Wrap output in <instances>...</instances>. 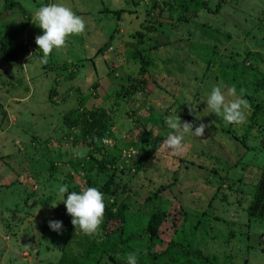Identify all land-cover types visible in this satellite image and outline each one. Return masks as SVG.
<instances>
[{"label": "rangeland", "instance_id": "374dc122", "mask_svg": "<svg viewBox=\"0 0 264 264\" xmlns=\"http://www.w3.org/2000/svg\"><path fill=\"white\" fill-rule=\"evenodd\" d=\"M18 1L32 19L41 5L53 2ZM218 1H212L213 7ZM62 2L83 19L81 33L69 36L65 46L54 49L41 64L35 37L42 29L31 21L10 44L27 43L21 58L15 63L0 60V264H56L63 253L84 249L89 237L103 238L98 229L91 235L78 232L58 202L59 188L82 189L93 165L77 128L70 130L63 118L81 99L85 108L113 109L118 102L111 146L118 149L114 153L119 167L113 184L120 185L104 197L127 203L131 231L141 233L151 211L168 209L155 249L165 248L177 226H183L177 242L202 249L218 264H264V222L250 218L253 189L239 182L241 174L248 182L260 175L256 165L264 157V110L253 120L251 116L255 105H264V86L254 93L251 89V96L241 95L221 78L227 61L218 64L219 58L235 59L248 66L247 79L262 81L264 0H227L221 10L201 13L191 22L171 17L167 7L163 12L153 9L154 0ZM22 22L19 10L4 9L0 0V39ZM202 23L218 30L215 55L210 54L213 48H205L210 42ZM140 30L146 32L143 40L137 35ZM135 50L152 60L146 75L141 58L132 56ZM143 78L142 90L126 98L116 95ZM214 85L235 89L228 99L243 101L240 123L229 124L208 113L202 100ZM170 114L193 127L205 124L203 135L185 136L179 152L169 150L161 142L169 132L163 121ZM144 125L152 133L147 143L141 139ZM74 149L84 155L74 156ZM146 149L151 155L137 171ZM245 160L255 166H246L240 174L235 170L234 179L225 180V170ZM109 174L93 169L90 176L102 185ZM50 219L63 222L59 233L50 230ZM147 242V237L132 241V249L125 248L118 259L135 254L133 249L144 250ZM100 253L99 264H117L107 251Z\"/></svg>", "mask_w": 264, "mask_h": 264}, {"label": "trees", "instance_id": "16d2710c", "mask_svg": "<svg viewBox=\"0 0 264 264\" xmlns=\"http://www.w3.org/2000/svg\"><path fill=\"white\" fill-rule=\"evenodd\" d=\"M141 1V0H137ZM213 0H164L162 6L159 4V0H154L153 9L158 7L161 12L165 10V7L168 8L171 17H175L178 21L191 22L199 17L201 13H216L217 10H221L223 4L227 0H219L215 7L212 5ZM17 8V11L22 14L24 22L19 26L9 29L0 39V60L6 61L8 63H15L21 58V53L24 48L27 46V43L23 40L16 42L14 47H11V43L16 40L21 34L24 33L26 28L32 21V16L28 10L22 5L18 0H4V9H14ZM160 12V11H159ZM118 13V11H117ZM4 25V24H3ZM201 28L204 35L207 37L208 43L205 45V48L211 49V55H215L218 52L215 50L217 46V37L218 30H213L209 27V24L202 23ZM147 30H154L153 27H147ZM140 39L143 40L146 32L138 31ZM140 42V41H139ZM160 47V46H157ZM157 47L151 48L153 51L158 50ZM132 56L135 58H141L142 67L141 71L143 75H146L148 69L152 64V60L144 57L137 50L132 51ZM148 57V56H147ZM229 58V57H228ZM226 58H219L218 64L227 61L224 64L223 69H221V78L226 79L230 85H235L236 90L242 95L251 96L252 93L259 91L258 89L261 86H264V77L261 80H258L254 76L250 79H247L248 66L239 63L237 60H231ZM146 73V74H145ZM137 83H133L131 87L125 88L122 91H118L116 95L121 96H130L134 94L137 90L143 89L142 86L145 84L146 79H137ZM78 105L71 110L66 111L64 114V122L70 130L77 128V134L80 138L82 144L87 147L88 155L91 156V161L93 162L92 169H88L86 174V181L82 188L85 187H97L103 194L111 193L115 190H118V185L113 184V177L119 172L118 167V156L115 155L118 149L112 145L111 139H116L114 136V131L112 130V121L117 112L118 102L113 104V109H106L102 106L96 108H85L84 101L81 99L78 101ZM252 105V104H251ZM262 107V109H260ZM264 110V105H255L251 119L253 120L258 115H262ZM190 118V115L187 116ZM194 124V123H193ZM253 125V124H252ZM144 133L141 135V139L144 142H150L152 139L151 130L146 129L145 125L143 127ZM248 132V129H247ZM118 140V139H117ZM108 141V142H107ZM262 153L264 156V143L261 142ZM158 147V144L154 145ZM151 151V150H149ZM146 149L145 155L139 165H136V170L141 171L143 165L148 161L151 152ZM235 167H228L225 172L229 180L234 179L233 171L245 169L248 165H253L251 160H245L243 164L239 162ZM75 165V164H74ZM72 165V166H74ZM255 166V165H253ZM260 166V175L256 182H248L246 179L240 175L239 182L250 183V186L253 189V198L248 207V214L251 219L255 221L264 222V157L263 162ZM96 169L98 172L105 173L110 172L108 182L99 185L94 176H90V173ZM79 186L70 188L69 191H79ZM158 193L154 195L157 196ZM129 208L126 202H119L114 200L113 202L105 201V211L103 215V220L98 227L100 234L103 236L101 240L97 238L89 237L87 246L84 249L78 250V252H73L69 250L68 253H63L60 260L56 264H99L100 252L107 251L110 258H113L117 264H125V260H119L117 255L125 251V248H131L133 246L132 241L144 240L145 237L148 238L146 248L143 249H133L137 257V264H218V260L215 256H210L205 253L200 248H194L193 246H184L181 243L177 242L176 237L183 226H177V229L174 231L172 238L169 240L165 248L157 250L155 249L158 241L161 236V226L168 217V209H157L149 213V218L147 220L146 227L142 230L141 233L135 234L134 231H131L128 228V218L127 214ZM90 240V242H89ZM103 246V247H101ZM126 246V247H125Z\"/></svg>", "mask_w": 264, "mask_h": 264}, {"label": "clouds", "instance_id": "9594fccd", "mask_svg": "<svg viewBox=\"0 0 264 264\" xmlns=\"http://www.w3.org/2000/svg\"><path fill=\"white\" fill-rule=\"evenodd\" d=\"M32 21L42 29V34L35 37V43L41 53L38 57L41 64L47 63L54 49L65 46L69 36L79 34L85 28L83 19L62 0H53L51 3L41 5L35 11ZM234 95V88H228L225 91L221 86L214 85L202 101L206 102L205 108L209 110L208 113L215 114L229 124L240 123L243 120V101L228 99ZM197 119H199L198 116ZM163 124L169 132L161 144L173 152H179L183 148L185 136H202L206 127L203 123L193 127L191 122L182 121L178 114L166 116ZM71 151L74 156L84 155L79 149ZM59 195L58 202H63L66 213L72 217L71 223L78 232L87 235L96 233L105 211L104 194L97 187L89 186L79 191H69L68 186L63 185L59 188ZM48 226L50 230L59 233L63 228V222L50 219ZM125 264H137L136 255L128 254Z\"/></svg>", "mask_w": 264, "mask_h": 264}]
</instances>
